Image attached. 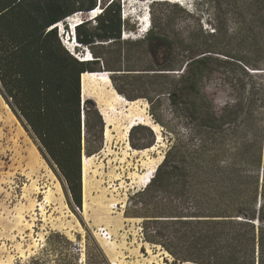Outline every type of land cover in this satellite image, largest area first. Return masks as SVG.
<instances>
[{"label": "trees", "instance_id": "trees-1", "mask_svg": "<svg viewBox=\"0 0 264 264\" xmlns=\"http://www.w3.org/2000/svg\"><path fill=\"white\" fill-rule=\"evenodd\" d=\"M211 1L216 20L219 12L226 15L230 10L224 6H238L245 24L240 37L249 46L257 45L261 56L258 65L250 68L263 71L264 0L203 3ZM97 6L102 10L94 24L86 20L75 25L76 41L92 56L83 60L65 46L57 23ZM125 28L119 0H0V94L41 153L55 164L78 207L82 206L83 154L90 156L102 148L105 127L95 101L83 98L81 74L107 71L115 90L127 100L145 97L151 102L149 93L163 90L165 75L159 71L175 70L167 59L159 60V55L166 58L165 53L173 50L169 35L149 29L142 39L126 41ZM217 32L214 26L210 34ZM129 42L143 46L150 60L142 69H123L145 71L136 77V95H127L117 83L116 71L122 69L116 62L123 55L131 57L120 45ZM180 42L189 52L179 87L168 96L184 110V131L172 132L171 144L149 182L131 197L133 204L146 209L145 216L151 217L146 224L180 225L174 233L180 234L187 254L182 262L264 264V81H258V95L244 93L217 112L201 82L211 58L205 53L219 52L193 36ZM255 90L249 86V92ZM137 126L129 132L134 147L138 145L131 138ZM146 229L150 242L167 235L160 226ZM46 244V251L54 256L62 250L53 264H79L73 242L64 235L52 232ZM42 261L43 257L34 256L29 263Z\"/></svg>", "mask_w": 264, "mask_h": 264}, {"label": "rangeland", "instance_id": "rangeland-1", "mask_svg": "<svg viewBox=\"0 0 264 264\" xmlns=\"http://www.w3.org/2000/svg\"><path fill=\"white\" fill-rule=\"evenodd\" d=\"M119 1L121 17L124 15L122 19L126 22L122 39H142L149 29L169 35L174 42L173 50L165 53L166 58L159 55V60L167 59V64L173 65L175 70L159 71L165 75L161 77L163 90L149 93L151 102L145 97L127 100L115 90L108 72L85 77L84 97L95 101L105 127L102 148L82 157L81 162L84 156L87 159L81 207L73 202L55 164L41 153L10 107L7 105L10 113L4 109L5 101L0 94V119L10 115L21 144V147L16 146L8 131L12 125L5 128L7 132L0 131V264H30L34 256L43 257V264H53L55 257H61L62 250L55 256L46 251L47 236L52 232H59L73 242L79 264H177L187 257L180 234L174 233L180 225L153 221L146 224V219L151 217L145 216L144 207L134 206L131 198L145 187L146 176L163 159L171 144L172 132L184 131V110L180 104H172L168 96L169 91L179 87L182 64L189 52L180 41L193 36L208 41L211 48L219 52L205 53L211 58L201 82L202 91L217 112L244 93L258 95V81H264V70L250 67L258 65L261 56H258L257 45L249 46L240 37L243 34L240 27L244 29L245 24L238 14V6L233 9L224 6L230 10L226 15L219 12L216 20L212 1L206 6L205 0ZM95 8L93 14L78 11L57 26L65 44L70 50L74 48L73 52L80 57L88 51L85 45L71 39L69 24L73 27L74 23L86 20L94 24L95 16L102 10L101 6ZM143 19L145 24H142ZM145 25L148 30L144 32ZM214 26L219 28V33L211 36ZM235 31L239 33L236 36ZM120 47L123 53H131V57L123 55L116 62V67L122 69L116 71L117 83L127 95L139 94L136 77L145 71L123 69H142L150 60L141 45L129 42ZM258 75L262 76L258 79ZM250 85L255 86L254 92L248 91ZM254 115L258 122V110ZM129 122L138 125L131 138L137 147L130 143L131 127L124 133ZM149 143L151 145L145 147ZM29 157L36 159L40 167L35 173L28 168ZM146 226L153 229L160 226L167 235L150 242ZM101 228L110 233L109 239L102 237Z\"/></svg>", "mask_w": 264, "mask_h": 264}, {"label": "bare ground", "instance_id": "bare-ground-1", "mask_svg": "<svg viewBox=\"0 0 264 264\" xmlns=\"http://www.w3.org/2000/svg\"><path fill=\"white\" fill-rule=\"evenodd\" d=\"M127 0H125V2H126ZM148 2V1H147ZM146 2V3H147ZM129 3V2H128ZM145 3V4H146ZM92 11H90L89 13H95V11L96 10H94V9H91ZM81 12H83V11H81ZM76 13V12H75ZM74 14V13H73ZM72 15V14H71ZM68 17H70V16H67L66 18H65V20L68 18ZM58 25L60 24V23H57ZM142 24H145V19H143L142 20ZM76 25V23H74V26ZM148 26V25H147ZM147 26L145 25V27H144V30L143 31H146L147 30ZM77 42V41H76ZM71 51H73V49L71 50ZM89 52V51H88ZM84 56H88V57H83V56H81L80 58L81 59H83V60H88V59H92V57H89L90 55L87 53V55H84ZM103 72H100V71H95V72H91V73H88V72H85V73H83L82 74V83H84L83 81L85 80V77L86 76H96V75H99V74H102ZM105 73H107V72H105ZM100 79H102V80H108V78L106 77V76H100L99 77ZM82 92H83V87H82ZM3 106H4V109H6L7 111H8V113H10V110H9V108H8V106H7V104L5 103V102H3ZM0 108H1V106H0ZM2 109V108H1ZM5 116V115H4ZM9 125H12L11 126V128L9 127ZM14 124H12V119H11V117H10V115H8L7 114V116H5L3 119H0V131H2V130H4V131H6L5 130V128L6 129H8V128H10L8 131H9V133H11V135L13 136V141H14V143H15V145L16 146H18V147H21V144H19V142H20V138L18 137V135H17V133H16V128L13 126ZM132 125H134L133 124V122H129L128 123V125L126 126V128H125V134L127 133V131L130 129V127L132 126ZM14 127V128H13ZM7 132V131H6ZM1 135V134H0ZM2 137H3V135H2ZM86 159L87 158H85V156H84V159H83V162H82V179H83V174H84V168H85V163H86ZM29 162V163H28ZM27 165H28V168L31 170V172L32 173H35V172H37L39 169H40V167L38 166V162H37V160L36 159H32L31 157H29V160L27 161ZM153 170L146 176V178H145V184H147L148 182H149V180H150V178H151V176H152V174H153Z\"/></svg>", "mask_w": 264, "mask_h": 264}, {"label": "built area", "instance_id": "built-area-1", "mask_svg": "<svg viewBox=\"0 0 264 264\" xmlns=\"http://www.w3.org/2000/svg\"><path fill=\"white\" fill-rule=\"evenodd\" d=\"M71 16V15H70ZM122 17H124V15H122ZM80 21V20H79ZM69 26L71 27V28H73L72 27V23L71 24H69ZM69 37V36H68ZM68 40V39H67ZM62 41H63V43H64V40L62 39ZM75 41V40H74ZM65 44V43H64ZM65 46L69 49V46H67L66 44H65ZM74 49V48H73ZM70 50V49H69ZM70 52H73V51H71L70 50ZM89 57H91V56H89ZM100 233H101V235H102V237L103 238H106V239H109L110 237H111V235H110V233L107 231V230H105V229H103V228H101L100 229Z\"/></svg>", "mask_w": 264, "mask_h": 264}, {"label": "water", "instance_id": "water-1", "mask_svg": "<svg viewBox=\"0 0 264 264\" xmlns=\"http://www.w3.org/2000/svg\"><path fill=\"white\" fill-rule=\"evenodd\" d=\"M72 31H73V33L71 32V34H72V36L74 37V40L76 41V38H75V26H73V28H72ZM69 36V35H68ZM71 36V37H72ZM72 39V38H71ZM87 51H88V49H87ZM88 54L91 56V53L90 52H88ZM85 55H86V53H85ZM83 57H88V56H83ZM92 57V56H91ZM87 72H89V73H91V72H95V71H87ZM100 72H102V71H100ZM103 72H107V71H103ZM81 77H82V74H81ZM82 79V78H81ZM82 81V80H81ZM155 170V169H154Z\"/></svg>", "mask_w": 264, "mask_h": 264}, {"label": "crops", "instance_id": "crops-1", "mask_svg": "<svg viewBox=\"0 0 264 264\" xmlns=\"http://www.w3.org/2000/svg\"><path fill=\"white\" fill-rule=\"evenodd\" d=\"M88 12V11H87ZM76 14V13H75ZM89 73V72H88ZM82 80V79H81ZM81 93H83L82 92V81H81ZM83 95H84V93H83ZM83 98H85V97H83ZM177 264H198V263H194V262H190V261H184V262H179V263H177Z\"/></svg>", "mask_w": 264, "mask_h": 264}, {"label": "clouds", "instance_id": "clouds-1", "mask_svg": "<svg viewBox=\"0 0 264 264\" xmlns=\"http://www.w3.org/2000/svg\"><path fill=\"white\" fill-rule=\"evenodd\" d=\"M95 9H97V8H95ZM70 29H71V31H70V32H72V33H73V31H72V28H70ZM147 30H148V27H147ZM147 30H146V31H147ZM144 32H145V31H144ZM71 38H72V40H74V37H73V36H72Z\"/></svg>", "mask_w": 264, "mask_h": 264}]
</instances>
